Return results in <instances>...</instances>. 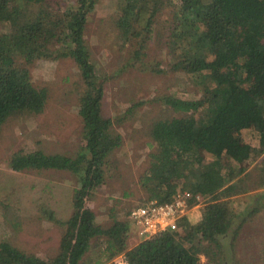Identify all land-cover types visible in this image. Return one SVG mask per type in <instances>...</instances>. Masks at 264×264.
Instances as JSON below:
<instances>
[{"label": "trees", "instance_id": "1", "mask_svg": "<svg viewBox=\"0 0 264 264\" xmlns=\"http://www.w3.org/2000/svg\"><path fill=\"white\" fill-rule=\"evenodd\" d=\"M74 2L61 11L49 0H0V128L9 117L43 111L47 89L36 87L31 75L37 60L71 57L88 87L77 104L83 125L79 151L66 155L17 150L8 159L13 171L55 169L77 176L71 215L57 220L64 226L57 251L44 258L0 240V264H105L121 253L128 264H200V255L209 264H221V237L228 234L234 246L246 220L264 208V0H120L114 25L123 40L134 42V65H145L140 57L153 37L158 14L167 4H176L162 40L169 68L189 74L201 91L195 99L160 98L175 115L147 124L156 148L138 180L147 195L144 203L168 202L184 190L199 194L200 217L191 222L184 216L178 230L133 246L128 243L133 207L123 218L113 209L111 224L103 227L84 203L88 192L103 183V163L122 138L111 133L102 115L104 80L96 82L84 39L95 0ZM218 104L222 106L214 113ZM202 113L205 118L197 116ZM242 130L252 133L256 146L243 142ZM2 187L6 193H0V199L7 202L12 193ZM257 189L263 192L237 212L232 197ZM39 208L55 220L53 210ZM92 248L95 256L90 258ZM261 261L264 264V256Z\"/></svg>", "mask_w": 264, "mask_h": 264}, {"label": "rangeland", "instance_id": "2", "mask_svg": "<svg viewBox=\"0 0 264 264\" xmlns=\"http://www.w3.org/2000/svg\"><path fill=\"white\" fill-rule=\"evenodd\" d=\"M49 1L54 10L60 7L61 11L65 6L68 9L75 4V0ZM119 2L95 0L84 30L96 82L104 80L102 115L109 122L111 133H118L122 138L121 145L103 163V183L88 192L84 202L95 214L96 222L103 227L111 224L113 209L116 216L123 218L125 211L144 203L147 198L138 180L142 170L148 166L149 153L156 145L148 136L146 126L158 117L175 115L163 106L160 98L172 95L195 99L201 95L199 86L189 74L169 68V56L162 40L170 12L176 4H167L158 14L153 37L146 42L142 50L144 54L140 57V63L145 65H134L130 63L134 42L123 40L114 25ZM2 28L0 23V30ZM151 66L155 71L150 69ZM158 68L163 71L157 72ZM31 75L36 87L47 89L43 111L9 117L0 128V186L12 193L7 202L0 199V240H7L28 253L48 258L55 255L64 231V226L57 220L64 221L71 215L70 201L77 176L55 169L13 171L8 159L17 150L41 149L46 153L66 155L79 151L83 145V125L77 104L88 87L69 56L57 60H37L31 66ZM221 106L213 107V112ZM197 116L205 118L206 113ZM241 136L245 144L256 146L258 143L249 130H242ZM260 192L263 189L232 197L237 212L248 208ZM40 205L53 210L55 220L46 217L40 211ZM189 216L191 222L197 221L199 207ZM8 219H12L15 225ZM133 233L131 230L130 246L138 242ZM220 242L223 246L221 264H262L264 208L246 220L234 239V246L228 234L222 236ZM98 244L95 243L96 248ZM95 250H90V258L95 256ZM112 259L105 264H113ZM200 264H209L204 255H200Z\"/></svg>", "mask_w": 264, "mask_h": 264}, {"label": "built area", "instance_id": "3", "mask_svg": "<svg viewBox=\"0 0 264 264\" xmlns=\"http://www.w3.org/2000/svg\"><path fill=\"white\" fill-rule=\"evenodd\" d=\"M202 201L199 194L184 190L176 193L168 202L150 200L133 207L129 211L128 217L135 240L140 241L161 232L178 230V221L182 217L190 215ZM112 263L128 264L123 253L115 256Z\"/></svg>", "mask_w": 264, "mask_h": 264}, {"label": "crops", "instance_id": "4", "mask_svg": "<svg viewBox=\"0 0 264 264\" xmlns=\"http://www.w3.org/2000/svg\"><path fill=\"white\" fill-rule=\"evenodd\" d=\"M198 220V219H197Z\"/></svg>", "mask_w": 264, "mask_h": 264}]
</instances>
